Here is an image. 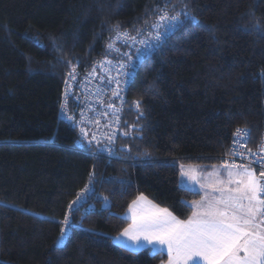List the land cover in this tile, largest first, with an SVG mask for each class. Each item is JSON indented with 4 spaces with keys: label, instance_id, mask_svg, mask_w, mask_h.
<instances>
[{
    "label": "trees",
    "instance_id": "trees-1",
    "mask_svg": "<svg viewBox=\"0 0 264 264\" xmlns=\"http://www.w3.org/2000/svg\"><path fill=\"white\" fill-rule=\"evenodd\" d=\"M154 3L0 0V264H158L165 254L113 242L130 222L129 205L142 194L185 220L192 208L179 202L191 205L200 194L182 190L178 163L218 164L237 127L259 140L264 35L245 25L264 22V0H171L175 10L187 4L196 20L136 61L121 131L136 122L129 105L142 98V139L120 133L111 158L78 141L59 114L71 67L57 62L53 38L85 71L103 56L111 25L131 31L155 19L145 15ZM90 173L95 183L86 187ZM66 213L71 227L60 243Z\"/></svg>",
    "mask_w": 264,
    "mask_h": 264
},
{
    "label": "snow or ice",
    "instance_id": "snow-or-ice-1",
    "mask_svg": "<svg viewBox=\"0 0 264 264\" xmlns=\"http://www.w3.org/2000/svg\"><path fill=\"white\" fill-rule=\"evenodd\" d=\"M173 7V13L168 11ZM249 14L254 17V11L249 9ZM145 15L155 17L151 21L131 31L122 29L120 22L108 28L110 36L104 46L103 59L93 62L92 70L87 73L85 81L91 83L93 79L98 81L95 88L81 103V119L75 120L67 117V104L62 102V111H65L67 119L73 126L80 127V135L88 142V146L95 153L107 151L109 155L114 152L115 141L119 138L115 131L101 133L88 129L86 125L94 124L101 127L96 115L108 116L107 127L121 126L126 98L122 95L127 90L129 79L134 77L137 69V59L148 49L161 46L169 37L172 29L185 27V21L193 22L196 17L188 10L187 4L181 10H175L171 0H155L149 11L146 8ZM245 27L264 35V22L259 18L251 19ZM102 33H97V36ZM89 45V50L94 47ZM122 48L128 51H121ZM53 49L58 55V63L70 65L71 70L67 76L77 80L76 67L79 64L78 57H67L62 47L53 38ZM134 49V51H133ZM72 59L76 64H72ZM97 65L100 74L97 73ZM264 76V69L261 70ZM65 83H68L66 79ZM113 84L115 87L113 88ZM155 87V84L152 85ZM111 91L112 97L119 99L121 105L116 107L108 98L105 104L104 97ZM65 96L71 99L69 93ZM95 98L106 111L99 114L93 104L88 100ZM142 98L129 105V110H135L137 120L133 124L124 122L121 136L135 140L142 139L141 133L144 125L139 120L144 117L141 109ZM92 112L93 116H87ZM85 125V126H82ZM251 139V129L247 125L238 127L233 132L232 146L229 153L232 157L247 160V163H237L235 159L229 163L224 161L221 165L211 166V170L203 172L198 167H189L187 170L181 166L182 190H191L195 184L199 185V191L203 192L200 200L192 201L188 205L186 201H180L184 206H190L193 211L187 219L182 220L175 216L168 208H162L147 200L142 194L129 205L131 223L119 234L126 240L120 241V246L132 252L147 251L153 258L163 255L167 251V264H264V171L256 174L253 164L264 167V134L255 151L246 148ZM95 142V143H94ZM126 148V146H122ZM131 152V149H128ZM141 155H149L147 151ZM187 177V181L183 180ZM90 185L95 183L94 174H89ZM189 181L194 182L190 184ZM82 199L77 194L76 200L70 202L69 210H76V206ZM108 197H103L105 202ZM140 202L146 203L149 208L145 209ZM64 227L60 229L58 242L62 243L71 227V215L66 213L62 221Z\"/></svg>",
    "mask_w": 264,
    "mask_h": 264
},
{
    "label": "built area",
    "instance_id": "built-area-1",
    "mask_svg": "<svg viewBox=\"0 0 264 264\" xmlns=\"http://www.w3.org/2000/svg\"><path fill=\"white\" fill-rule=\"evenodd\" d=\"M108 41V40H107ZM107 43V42H106ZM154 49V48H153ZM152 49H148V50H145L143 52V54H150V51ZM121 51H128V49H121ZM104 57L102 56L101 58L98 59L101 60L103 59ZM92 70V67L91 68H88L87 70L85 71H81L80 69H77L76 68V72L78 74L77 76V80L73 81L71 79L68 78L67 74H66V77L64 79V82H63V86H62V96H61V103H60V117L62 119H65L73 128L76 129L77 131V136H78V141L80 143H83L85 142L86 145H88V142L86 140H83V138L81 137L80 135V127H75L73 126L71 120L67 119L66 116H65V111H66V115L67 117H73L75 120H80L81 119V110L82 108H84V105L81 103L82 101H84L89 95H91V89L95 88V86L97 85L98 81L96 79H93L91 81V83H88L85 81V77L87 75L88 72H90ZM70 71V70H69ZM68 71V72H69ZM100 67L99 65H97V73L100 74ZM132 78V77H131ZM131 78L129 79V83L131 81ZM66 79L68 80V83L66 84L65 81ZM115 87V84H113V88ZM129 87V85H128ZM128 87H127V90L122 93V95L126 98V101L128 100ZM65 92L69 93L71 99H69L68 97L65 96ZM109 97H112V93L111 91L107 92L105 94V97H104V102L105 104H107L109 101H108V98ZM62 102H65L67 104V108L65 111H62ZM116 107H119L121 105V101L119 99H116L115 97H112V101H111ZM88 103H91L93 104L95 110H96V113L99 114L103 111H106L105 108H103L98 102H96L95 98L91 99V100H88ZM132 104V103H131ZM126 106H127V103L124 105V111L123 113L121 114L122 116V119L124 117V113L126 111ZM87 116L89 117H92L93 116V113L92 112H87ZM95 119H99L100 121V125L101 127L99 129L96 128V125L94 124H89V125H86V127L88 129H91L93 131H99L101 133H106V132H110V131H115L116 132V135L117 137L120 135L121 133V126H116V125H113L111 129L107 128V127H103L104 125H107L109 120L112 119L111 115L109 114L108 116H101V115H96L95 117H93ZM121 124H122V121H121ZM82 126H85V125H82ZM238 128V127H237ZM236 129V128H235ZM234 129V130H235ZM233 130V132H234ZM233 132L231 134V137H230V141H229V145H228V148H227V151L226 153L218 156V163L221 165L224 161H228L229 163H231L234 159L237 163H247V160H241L239 157H232L229 153V149L230 147L232 146V140H233ZM262 134H264V130L262 131L261 133V136ZM261 136L259 138V140L257 141H253V138H252V135H251V139L250 141L247 143L246 145V148H249V149H252L253 151L256 150L257 148V145L260 143L261 141ZM116 142V141H115ZM95 143V142H94ZM115 145H114V152H115ZM114 152L113 154L109 155V153L107 151L105 152H95V153H103L105 154L106 156H108L109 158H111L113 155H114ZM94 153V154H95ZM252 167L255 169V171L258 173L261 172V171H264V167H261L260 165H256V164H253ZM82 197V196H81Z\"/></svg>",
    "mask_w": 264,
    "mask_h": 264
},
{
    "label": "rangeland",
    "instance_id": "rangeland-1",
    "mask_svg": "<svg viewBox=\"0 0 264 264\" xmlns=\"http://www.w3.org/2000/svg\"><path fill=\"white\" fill-rule=\"evenodd\" d=\"M134 50V49H133ZM213 165H220L219 163L218 164H212L211 166H213ZM178 166H179V180H181V166H184V168L187 170L189 167H198V168H200V166L201 165H199V164H193V163H186V162H179L178 163ZM211 166H210V168H207V171H205V170H203V172H208V171H210L211 170ZM201 169V168H200ZM256 172V171H255ZM256 174L258 175V173L256 172ZM187 177H183V180H185V181H187ZM189 183L190 184H194V182H191V181H189ZM180 185H182V184H180ZM183 186V185H182ZM192 189H194L195 191H197V192H199V198L196 200V201H198V200H200V198H201V196L203 195V192H201V191H199V185L198 184H195L194 185V187L192 188ZM148 200V199H147ZM152 202V201H151ZM154 204V203H153ZM142 205V204H141ZM156 205V204H155ZM160 207V206H159ZM145 209H148L149 207H144ZM163 208V207H162ZM170 211V210H169ZM192 211H193V209H192ZM192 213V212H191ZM129 215V214H128ZM191 215V214H190ZM176 216V215H175ZM180 219V218H179ZM122 232V231H121ZM120 232V233H121ZM119 233V234H120ZM119 234H116V235H114L113 236V242L114 243H116V244H120V241L121 240H126V238L125 237H121ZM163 254H165L166 255V259H164V260H162L160 263H158V264H167V259H168V256H167V251H166V249H165V251H164V253ZM189 264H191V262H189ZM201 264H203V262L201 261Z\"/></svg>",
    "mask_w": 264,
    "mask_h": 264
},
{
    "label": "crops",
    "instance_id": "crops-1",
    "mask_svg": "<svg viewBox=\"0 0 264 264\" xmlns=\"http://www.w3.org/2000/svg\"><path fill=\"white\" fill-rule=\"evenodd\" d=\"M200 168L201 169H203V170H205V171H207V167H204V166H200ZM180 181V180H179ZM192 191H195L194 189H191ZM145 197V196H144ZM137 199V198H136ZM135 199V200H136ZM148 199V198H147ZM149 200V199H148ZM149 201H151V200H149ZM142 205V207H149L146 203H144V202H140ZM152 203H154V202H152ZM155 204V203H154ZM157 205V204H156ZM159 206V205H158ZM161 207V206H160ZM164 208V207H163ZM129 214V215H128ZM125 216L129 219V224L132 222L131 221V212L129 211V208H128V210H127V212H126V214H125Z\"/></svg>",
    "mask_w": 264,
    "mask_h": 264
}]
</instances>
